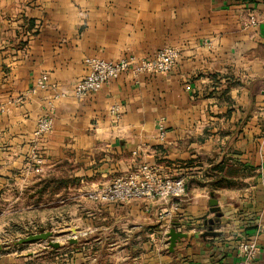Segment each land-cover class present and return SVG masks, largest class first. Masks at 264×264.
I'll return each instance as SVG.
<instances>
[{
  "label": "crops",
  "instance_id": "1",
  "mask_svg": "<svg viewBox=\"0 0 264 264\" xmlns=\"http://www.w3.org/2000/svg\"><path fill=\"white\" fill-rule=\"evenodd\" d=\"M165 46L181 49L171 71L74 96L86 57ZM42 73L55 87L32 94ZM55 93L54 128L38 142ZM0 103V221L24 212L28 234L66 240L2 245L0 264H240L244 237L261 247L250 264H264V0H0ZM143 163L186 180L174 251L159 219L167 202L89 197Z\"/></svg>",
  "mask_w": 264,
  "mask_h": 264
},
{
  "label": "built area",
  "instance_id": "2",
  "mask_svg": "<svg viewBox=\"0 0 264 264\" xmlns=\"http://www.w3.org/2000/svg\"><path fill=\"white\" fill-rule=\"evenodd\" d=\"M249 25L257 26L258 20L250 16ZM181 55L177 46H165L157 51L151 58H136L135 56H122L118 59H105L91 56L84 59L86 66L85 75L74 85V96L85 99L91 93L99 91L104 85L118 78L123 73H133L136 76L146 73H159L171 71ZM53 86L49 75L42 73L38 76L30 89L32 94L39 90H47ZM62 96L55 93L49 102V110L38 118L34 130V139L41 141L51 133L55 124V100ZM21 101L20 98L17 99ZM7 105L0 103V114L6 112ZM111 111L118 115L119 107L112 106ZM161 136H164L163 125L160 124ZM32 158L37 163H42L41 152L34 148ZM187 194V184L183 176H165L150 163L141 164L136 170L116 178L108 186L89 193V197L100 201L126 202L133 199L148 201L161 200L169 205L159 211V219L166 226H171V220L178 210L179 200ZM261 252V247L256 237H244L238 240L237 254L240 264H250Z\"/></svg>",
  "mask_w": 264,
  "mask_h": 264
},
{
  "label": "rangeland",
  "instance_id": "3",
  "mask_svg": "<svg viewBox=\"0 0 264 264\" xmlns=\"http://www.w3.org/2000/svg\"><path fill=\"white\" fill-rule=\"evenodd\" d=\"M25 220L26 218L24 212H19L15 215H12L11 217L4 216L0 221V243L4 246L3 252H25L33 247L40 248L42 245H48L51 239L35 240L32 242L19 244L17 243L21 238L28 236V233H30L31 231V227L27 226ZM52 240L66 243V240H64L63 238H53ZM49 246L53 247L51 244Z\"/></svg>",
  "mask_w": 264,
  "mask_h": 264
},
{
  "label": "water",
  "instance_id": "4",
  "mask_svg": "<svg viewBox=\"0 0 264 264\" xmlns=\"http://www.w3.org/2000/svg\"><path fill=\"white\" fill-rule=\"evenodd\" d=\"M213 196V194H212ZM210 204L212 206V208L214 210L218 209V201L215 198H212L210 201ZM179 225V222H173L169 231H168V237H169V250L170 251H174L175 246L177 244V242L183 238L186 237V232H182L180 230L177 229V226ZM217 233L215 231H206L203 235H216ZM53 238V232L52 231H46V232H40V233H36V234H29L28 236L21 238L20 240H18V244L19 243H26V242H32L35 240H50V244L53 247H59L60 246V242L56 241V240H52ZM70 242H75V239H71ZM3 248L2 244L0 243V250Z\"/></svg>",
  "mask_w": 264,
  "mask_h": 264
},
{
  "label": "trees",
  "instance_id": "5",
  "mask_svg": "<svg viewBox=\"0 0 264 264\" xmlns=\"http://www.w3.org/2000/svg\"><path fill=\"white\" fill-rule=\"evenodd\" d=\"M248 238V237H247ZM250 238V237H249Z\"/></svg>",
  "mask_w": 264,
  "mask_h": 264
}]
</instances>
